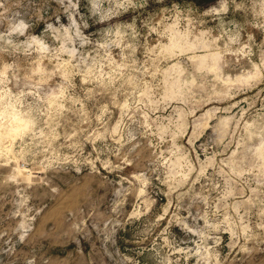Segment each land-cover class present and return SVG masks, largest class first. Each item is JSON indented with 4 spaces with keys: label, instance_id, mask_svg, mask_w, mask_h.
Instances as JSON below:
<instances>
[{
    "label": "rangeland",
    "instance_id": "rangeland-1",
    "mask_svg": "<svg viewBox=\"0 0 264 264\" xmlns=\"http://www.w3.org/2000/svg\"><path fill=\"white\" fill-rule=\"evenodd\" d=\"M0 264H264V0H0Z\"/></svg>",
    "mask_w": 264,
    "mask_h": 264
},
{
    "label": "bare ground",
    "instance_id": "bare-ground-1",
    "mask_svg": "<svg viewBox=\"0 0 264 264\" xmlns=\"http://www.w3.org/2000/svg\"><path fill=\"white\" fill-rule=\"evenodd\" d=\"M27 126V122L25 119L17 116L16 114L13 115V121L9 128H7L6 136L10 139L11 142L14 141L17 135H20L24 128ZM30 175V174H29Z\"/></svg>",
    "mask_w": 264,
    "mask_h": 264
}]
</instances>
